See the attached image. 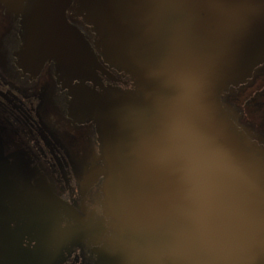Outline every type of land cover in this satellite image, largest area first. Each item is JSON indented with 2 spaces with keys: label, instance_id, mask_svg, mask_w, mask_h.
<instances>
[{
  "label": "water",
  "instance_id": "1",
  "mask_svg": "<svg viewBox=\"0 0 264 264\" xmlns=\"http://www.w3.org/2000/svg\"><path fill=\"white\" fill-rule=\"evenodd\" d=\"M19 25L24 42L57 56L62 77L49 98L66 118L92 122L93 145L76 200H65L33 151L0 123V264H66L77 255L82 264H125L117 193L160 204L167 184L135 154L174 94L160 74L165 65L200 74L205 126L264 188V140L223 98L238 96L264 68V0H33Z\"/></svg>",
  "mask_w": 264,
  "mask_h": 264
},
{
  "label": "clouds",
  "instance_id": "2",
  "mask_svg": "<svg viewBox=\"0 0 264 264\" xmlns=\"http://www.w3.org/2000/svg\"><path fill=\"white\" fill-rule=\"evenodd\" d=\"M160 74L174 94L135 154L167 184L160 204L117 193L113 220L125 264H260L264 188L205 126L200 74L168 65Z\"/></svg>",
  "mask_w": 264,
  "mask_h": 264
},
{
  "label": "flooded vegetation",
  "instance_id": "3",
  "mask_svg": "<svg viewBox=\"0 0 264 264\" xmlns=\"http://www.w3.org/2000/svg\"><path fill=\"white\" fill-rule=\"evenodd\" d=\"M32 1L0 0V123L33 151L59 196L73 201L83 158L93 145L92 122L66 118L49 98L62 77L57 56L49 45L24 42L19 25L20 12ZM243 88L238 96L227 92L223 98L233 105L239 122L264 140V68ZM66 264H82L81 258L77 255Z\"/></svg>",
  "mask_w": 264,
  "mask_h": 264
}]
</instances>
